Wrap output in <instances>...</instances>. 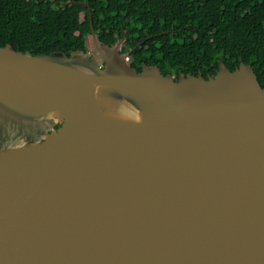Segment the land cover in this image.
<instances>
[{"label": "water", "instance_id": "95a60500", "mask_svg": "<svg viewBox=\"0 0 264 264\" xmlns=\"http://www.w3.org/2000/svg\"><path fill=\"white\" fill-rule=\"evenodd\" d=\"M88 37L0 46V264H264L252 67L175 80Z\"/></svg>", "mask_w": 264, "mask_h": 264}, {"label": "trees", "instance_id": "16d2710c", "mask_svg": "<svg viewBox=\"0 0 264 264\" xmlns=\"http://www.w3.org/2000/svg\"><path fill=\"white\" fill-rule=\"evenodd\" d=\"M92 29L100 44L123 38L137 72L145 63L206 78L243 62L264 87V0H0L1 47L69 56Z\"/></svg>", "mask_w": 264, "mask_h": 264}, {"label": "flooded vegetation", "instance_id": "af4514ba", "mask_svg": "<svg viewBox=\"0 0 264 264\" xmlns=\"http://www.w3.org/2000/svg\"><path fill=\"white\" fill-rule=\"evenodd\" d=\"M195 40H196V37L194 38ZM122 40V42H124L123 40V38L121 39ZM120 41V40H119ZM122 49H123V46H122V43H121V51H122ZM129 52H130V61H131V64L134 62V60H133V58H132V53H133V49H130L129 50ZM143 64H145V63H142L141 65H140V68L142 67V65ZM145 65H149V64H145ZM150 66H152V65H150ZM153 66H156L157 68H158V66L156 65V64H153ZM159 69V68H158ZM160 70V69H159ZM141 71V70H140ZM198 73H201V71H197L196 72V74H198ZM168 74H170V75H172L173 77H174V79H175V75H177V78H178V76L180 75V74H184V75H186V74H192L191 72H185V73H183L182 71H177V73L176 74H174V73H168ZM195 74V75H196ZM207 74V73H206ZM167 75V74H166ZM194 75V74H193ZM207 76V75H206Z\"/></svg>", "mask_w": 264, "mask_h": 264}, {"label": "rangeland", "instance_id": "374dc122", "mask_svg": "<svg viewBox=\"0 0 264 264\" xmlns=\"http://www.w3.org/2000/svg\"><path fill=\"white\" fill-rule=\"evenodd\" d=\"M87 40H88V42H89V43L87 42L88 45H90V44H91V41H89V37H87ZM122 46H123V42H122Z\"/></svg>", "mask_w": 264, "mask_h": 264}, {"label": "bare ground", "instance_id": "6f19581e", "mask_svg": "<svg viewBox=\"0 0 264 264\" xmlns=\"http://www.w3.org/2000/svg\"><path fill=\"white\" fill-rule=\"evenodd\" d=\"M122 52V51H121Z\"/></svg>", "mask_w": 264, "mask_h": 264}]
</instances>
